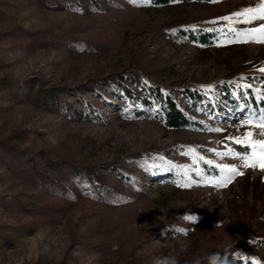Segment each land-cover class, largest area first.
<instances>
[{
    "label": "rangeland",
    "instance_id": "rangeland-1",
    "mask_svg": "<svg viewBox=\"0 0 264 264\" xmlns=\"http://www.w3.org/2000/svg\"><path fill=\"white\" fill-rule=\"evenodd\" d=\"M258 3L220 0L154 6L127 2L101 12L75 10L64 3L50 5L47 0H0V81L12 79L11 84L0 85V264L62 260L126 264L132 259L153 264L155 258L168 255L179 264H191L226 239L236 249L253 250L264 264V249L250 240L254 232L264 234V172L243 167L238 158H221L208 151H226L227 137L242 136L248 130L240 122L264 108L250 101V89H245L246 96H237L234 106L217 102L223 93L221 81L234 79L237 84L247 73L262 75L256 65L264 61V43L221 44L222 39L206 46L172 33L177 21L196 18L202 26L208 21L223 23L219 17ZM261 23L236 24L256 27ZM77 41L88 46L78 48ZM132 61L145 71H125L124 82L150 104L143 106L134 93L120 92L113 79L107 85L100 82L97 90L76 91L91 75L119 71ZM152 80L176 85L172 94L179 107L208 125V130L168 129ZM192 83L213 86L212 98L202 96L198 108L185 92ZM251 86L262 90L257 81ZM41 88L58 91L49 96L50 104L37 95ZM210 102L214 109L206 108ZM88 109L94 112L87 115ZM141 110L146 112L136 113ZM215 128L222 131L210 130ZM252 130L254 139H264L260 129ZM7 142L20 152L9 149ZM189 147L215 163L235 165L244 174L227 187L216 188L203 184L193 172L190 175L197 184L177 187L178 175L161 164L171 161L197 167L184 154ZM143 150H147L145 159L127 160ZM47 157L83 163L117 158L142 194L120 205L90 199L69 202L44 193L36 185L31 163ZM117 177L113 169L111 179ZM74 178L71 174L68 181ZM193 213L200 217L195 225L183 219ZM177 228L187 229V234ZM152 229L158 231L151 234Z\"/></svg>",
    "mask_w": 264,
    "mask_h": 264
},
{
    "label": "trees",
    "instance_id": "trees-1",
    "mask_svg": "<svg viewBox=\"0 0 264 264\" xmlns=\"http://www.w3.org/2000/svg\"><path fill=\"white\" fill-rule=\"evenodd\" d=\"M220 0H178V2H173V0H154L151 5L154 6H165L172 5L176 3H216ZM129 0H47V3L50 5L57 4H67L70 8L75 10H93L104 12L110 7L114 6L121 7L126 5ZM226 22L223 23L216 22L211 23L208 21V24L202 26L200 24V19H187L186 21H180L173 24L172 33H176L178 38L186 39L190 42L213 46L218 44L224 36L221 32L216 31L217 29L225 28ZM234 27L238 30H246L252 28L253 26H240L236 23ZM226 30V29H225ZM76 46L78 48H84L87 45V42L84 44L80 42ZM256 69L264 67V61H258ZM145 69L132 61L129 65L124 66V68L119 71H110L107 74L97 73L91 75L86 84L79 86L76 91L85 92L87 89H98V84L101 82L103 84H108L109 80L113 79L116 82L117 89L120 92H125L127 96H132L133 93L142 98L143 106L150 104V100L146 99L145 96H141L138 93H135L133 89L128 87L124 82V72L128 70H138ZM243 82H237L239 85H251V82L257 81L262 85V90L260 93L253 91L255 89L251 86L252 95L250 101L254 104L255 107H261L264 105V100H261L260 97L264 96V73L262 75L247 73L244 76ZM3 81V82H2ZM0 81L1 84L9 85L12 83V79L6 78ZM223 82V83H222ZM232 82V83H229ZM223 91L222 95L217 99V102L223 103L225 106H234L238 104V95L239 89L235 87L236 82L234 79L223 80L219 83ZM151 86L155 89V95L160 100L161 110L163 112L164 124L168 129H184L191 128L194 130H208V125L202 123L197 119L192 113L184 111L177 104L174 96L173 90L176 87L174 84H164L158 80H152ZM162 89L165 90V93L162 92ZM186 94L189 96V100L193 107L198 108L199 100L202 96L212 98L213 91L209 89L208 86L201 87L199 83L187 84L185 89ZM58 94L56 89H39L37 95L42 98L48 99V104L53 101L49 96L51 94ZM52 100V101H51ZM68 105V104H67ZM65 104V106H67ZM206 108L209 110L214 109V104L212 102L208 103ZM148 110V109H146ZM146 110L137 111V114H143ZM94 110L88 109L86 114H92ZM228 144H231V141L225 139ZM7 146L12 151L19 153L18 148L15 144H10L7 142ZM237 150H240V146H235ZM147 150L138 152L137 154H132L128 156L127 160L130 161L133 158L136 159H145ZM161 157L163 155L161 154ZM117 159V158H116ZM108 162H98V163H83L75 161L68 157H56V158H45L40 163L33 161L31 163V170L36 177V185L40 187L41 191L44 193H49L56 197L69 202H77L80 199H90L100 203L113 204L118 203L120 205L130 203L132 200L137 198L142 194L141 187L133 179L131 172L122 164H117V160ZM206 159V158H205ZM33 159H31L32 161ZM159 159V163H160ZM28 163H30L28 161ZM191 166V165H189ZM166 171L169 167L168 164H161ZM203 171V176L206 178H215L220 175L219 169L215 168L214 165H206L203 162H200L197 165ZM113 169H117L118 177L116 180L111 179V174ZM171 173H176V171H168ZM73 174L74 179L69 180V176ZM179 180L183 178L182 174L178 175ZM158 229H152L151 234L157 232ZM250 240H252L257 247L264 249V234L258 235L256 232L250 235ZM245 255L250 258L259 260L257 253L253 250H242ZM235 251V249L233 250ZM231 264H250L249 260L238 259L234 260L229 258ZM260 264L261 261L259 260ZM34 264H46L43 261L36 262ZM52 264H70L66 260L58 261ZM126 264H143L139 261L132 259Z\"/></svg>",
    "mask_w": 264,
    "mask_h": 264
},
{
    "label": "snow or ice",
    "instance_id": "snow-or-ice-1",
    "mask_svg": "<svg viewBox=\"0 0 264 264\" xmlns=\"http://www.w3.org/2000/svg\"><path fill=\"white\" fill-rule=\"evenodd\" d=\"M132 4L139 5H151L154 0H129ZM178 2V0H173ZM219 21H225V28L217 29L223 34L224 39L221 44L224 43H264V23L259 24L256 27H252L246 30H238L234 27L235 23L252 24L254 21H264V0H259L256 6L245 7L242 10L235 11L229 15L219 17ZM217 21H211L216 23ZM226 29V30H225ZM257 71L264 73V67H260ZM243 79V77H242ZM147 84V81H145ZM223 83V82H222ZM232 83V82H229ZM213 86H208L211 89ZM235 87L240 90L236 95L246 96L248 93L245 89H251V85H239ZM256 93H260V89H253ZM264 100V96L260 97ZM246 106L241 107V111H244ZM241 126H247V129L242 136H229L227 140L231 141V144L226 145V151H217L216 149H209L208 151L215 153L216 156L224 157H235L243 161V167L245 168H259L260 171L264 172V139H254L253 128L260 129L259 135L264 137V108L259 109V112H251L241 122ZM211 131L220 132L221 128L210 129ZM235 146H240V150H237ZM185 155H189L192 158L194 165H199L203 162L206 165H214L215 168L219 169L220 175L213 179H205L203 171L199 167H192L186 165H176L171 161L168 162L167 171H176L178 175L182 174L183 178L177 182V187L190 188L198 182L191 178L190 173H195L201 177L202 183L205 185H212L216 188L227 187L235 177L242 176L244 173L237 169L235 165L218 164L212 160L205 159L204 156L199 155L197 148L189 147ZM163 159V158H161ZM178 232H183V229H177ZM246 260L250 261V264H260L259 260L248 257Z\"/></svg>",
    "mask_w": 264,
    "mask_h": 264
},
{
    "label": "clouds",
    "instance_id": "clouds-1",
    "mask_svg": "<svg viewBox=\"0 0 264 264\" xmlns=\"http://www.w3.org/2000/svg\"><path fill=\"white\" fill-rule=\"evenodd\" d=\"M183 219L187 222H190L192 225H195L199 222L200 217L198 214L193 213V214H185L183 216ZM221 225L222 222L218 223L216 227H220ZM177 229H183L184 231L182 233L187 234L188 231L187 229L184 228H177ZM235 245L231 242V240L226 239L214 252L207 254L204 257H200V256L195 257L191 262V264H231V261L229 259L230 257L233 258L234 260H238V259L246 260L248 256L245 255L242 251L237 250L235 248ZM233 248H235V251H233ZM153 264H179V261L175 256L168 255L164 257L155 258L153 260Z\"/></svg>",
    "mask_w": 264,
    "mask_h": 264
}]
</instances>
